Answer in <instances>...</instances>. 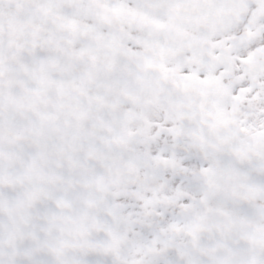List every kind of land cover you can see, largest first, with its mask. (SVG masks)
<instances>
[{
    "label": "snow or ice",
    "instance_id": "snow-or-ice-1",
    "mask_svg": "<svg viewBox=\"0 0 264 264\" xmlns=\"http://www.w3.org/2000/svg\"><path fill=\"white\" fill-rule=\"evenodd\" d=\"M0 264H264V0H0Z\"/></svg>",
    "mask_w": 264,
    "mask_h": 264
}]
</instances>
